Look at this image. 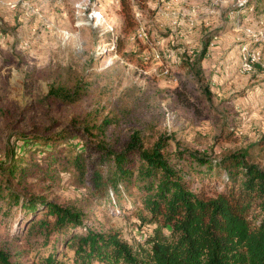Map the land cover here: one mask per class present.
Wrapping results in <instances>:
<instances>
[{"label": "rangeland", "instance_id": "obj_1", "mask_svg": "<svg viewBox=\"0 0 264 264\" xmlns=\"http://www.w3.org/2000/svg\"><path fill=\"white\" fill-rule=\"evenodd\" d=\"M122 1L0 0V161L13 148L17 165L50 166L23 192L74 204L88 226L137 247L155 224L140 223L131 198L121 207L88 198L60 160L99 141L120 150L133 134L144 145L162 134L171 150L211 158L247 148L264 168V0H124L129 17ZM51 83L82 88L67 102L48 95ZM96 112L92 122L109 121L89 133L80 121ZM51 151L58 159L47 165ZM5 200L0 243L41 259L51 247L25 242L23 209ZM49 244L64 250L62 239Z\"/></svg>", "mask_w": 264, "mask_h": 264}, {"label": "trees", "instance_id": "obj_2", "mask_svg": "<svg viewBox=\"0 0 264 264\" xmlns=\"http://www.w3.org/2000/svg\"><path fill=\"white\" fill-rule=\"evenodd\" d=\"M121 4L129 17V4ZM81 88L79 83H51L48 95L73 101ZM96 114L80 121L89 133L102 131L109 121L92 122ZM169 138L161 134L144 145L133 134L120 150L99 141L92 150L85 145L60 160L61 168L85 185L88 198L114 200L120 207L121 199L131 198L127 201L140 223L155 224L137 247L118 231L88 226L87 213L74 204L23 192L27 177L47 174L50 166L17 165L21 157L12 148L7 164L0 161V207L4 199L7 206L19 203L25 242L51 251L37 261H24L27 248L0 243V264H264V168L248 159L247 148L211 158L171 150ZM47 158V165L58 159L53 151ZM53 239H62L64 250L50 245Z\"/></svg>", "mask_w": 264, "mask_h": 264}]
</instances>
